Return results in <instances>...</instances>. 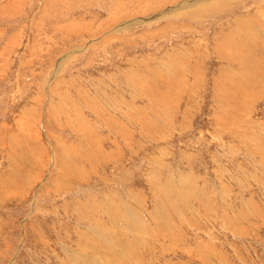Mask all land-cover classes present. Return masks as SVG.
<instances>
[{
    "label": "rangeland",
    "instance_id": "1",
    "mask_svg": "<svg viewBox=\"0 0 264 264\" xmlns=\"http://www.w3.org/2000/svg\"><path fill=\"white\" fill-rule=\"evenodd\" d=\"M0 264H264V0H0Z\"/></svg>",
    "mask_w": 264,
    "mask_h": 264
},
{
    "label": "bare ground",
    "instance_id": "2",
    "mask_svg": "<svg viewBox=\"0 0 264 264\" xmlns=\"http://www.w3.org/2000/svg\"><path fill=\"white\" fill-rule=\"evenodd\" d=\"M133 217V216H132ZM135 217V216H134ZM133 221V220H132ZM110 243V242H109Z\"/></svg>",
    "mask_w": 264,
    "mask_h": 264
}]
</instances>
